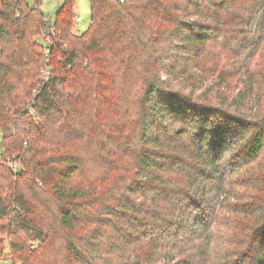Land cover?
<instances>
[{
	"label": "trees",
	"instance_id": "obj_1",
	"mask_svg": "<svg viewBox=\"0 0 264 264\" xmlns=\"http://www.w3.org/2000/svg\"><path fill=\"white\" fill-rule=\"evenodd\" d=\"M89 1L0 0V258L264 264V0Z\"/></svg>",
	"mask_w": 264,
	"mask_h": 264
},
{
	"label": "rangeland",
	"instance_id": "obj_2",
	"mask_svg": "<svg viewBox=\"0 0 264 264\" xmlns=\"http://www.w3.org/2000/svg\"><path fill=\"white\" fill-rule=\"evenodd\" d=\"M64 0H40V9L48 16L54 19V15L57 11V8H59L63 4ZM75 14L76 16H80L82 21H75L73 24V30L75 33H83L85 32L90 25L91 21V6L89 0H76L75 4ZM262 66L264 64L262 63ZM264 89V86L261 88V90ZM110 108V107H109ZM110 110H112L110 108ZM118 111L116 109V115ZM108 118H110V115H108ZM264 160V156H263ZM5 237L3 247L4 253L7 254L9 252V244L7 243V237ZM35 248L38 246L36 243H34ZM6 256H3L0 258V264H15L12 260H5L2 259Z\"/></svg>",
	"mask_w": 264,
	"mask_h": 264
},
{
	"label": "built area",
	"instance_id": "obj_3",
	"mask_svg": "<svg viewBox=\"0 0 264 264\" xmlns=\"http://www.w3.org/2000/svg\"><path fill=\"white\" fill-rule=\"evenodd\" d=\"M123 1V0H121ZM48 21H53L51 17L47 18ZM81 17L76 16L75 21H80ZM51 41V38L49 35H46L43 40H41L44 48L47 51V46L49 42ZM49 69H46L45 71L43 70V77L47 78L49 76ZM30 112V108L28 109ZM0 166H6L10 168L14 173L16 174H25L27 173V168L24 164L23 157L20 153H15L13 155L8 154L6 146L3 142V133L0 131Z\"/></svg>",
	"mask_w": 264,
	"mask_h": 264
},
{
	"label": "crops",
	"instance_id": "obj_4",
	"mask_svg": "<svg viewBox=\"0 0 264 264\" xmlns=\"http://www.w3.org/2000/svg\"><path fill=\"white\" fill-rule=\"evenodd\" d=\"M80 21H82V20H80Z\"/></svg>",
	"mask_w": 264,
	"mask_h": 264
}]
</instances>
